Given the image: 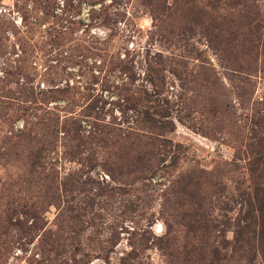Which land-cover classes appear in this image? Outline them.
Instances as JSON below:
<instances>
[{
    "label": "rangeland",
    "instance_id": "rangeland-1",
    "mask_svg": "<svg viewBox=\"0 0 264 264\" xmlns=\"http://www.w3.org/2000/svg\"><path fill=\"white\" fill-rule=\"evenodd\" d=\"M264 0H0V264H264Z\"/></svg>",
    "mask_w": 264,
    "mask_h": 264
},
{
    "label": "trees",
    "instance_id": "trees-1",
    "mask_svg": "<svg viewBox=\"0 0 264 264\" xmlns=\"http://www.w3.org/2000/svg\"><path fill=\"white\" fill-rule=\"evenodd\" d=\"M247 207L246 215L243 217L244 225L238 220L235 223V244L245 243L249 248L254 244L264 247V192L261 196L254 195L248 201Z\"/></svg>",
    "mask_w": 264,
    "mask_h": 264
}]
</instances>
